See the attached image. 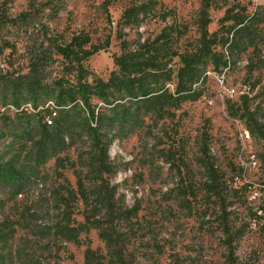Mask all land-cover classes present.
Listing matches in <instances>:
<instances>
[{
	"label": "rangeland",
	"instance_id": "374dc122",
	"mask_svg": "<svg viewBox=\"0 0 264 264\" xmlns=\"http://www.w3.org/2000/svg\"><path fill=\"white\" fill-rule=\"evenodd\" d=\"M139 6L144 15L124 17ZM233 6V14L254 18L236 34L225 67L220 55L205 58L195 85L200 96L180 103L172 118L147 114L114 130L108 150L113 171L102 176L127 207H137L125 229L127 264H264V0H211L207 30L221 31L214 52L224 55L230 51L224 41L241 26L220 21ZM200 10L201 0H0V169L17 182L0 189V264H83L86 247L106 252L95 229L78 231L81 201L68 214L60 199L76 188L78 175L83 184L98 180L82 134L88 113L81 102L71 108L73 145L54 156L38 152L44 120L34 109L39 100L27 95L20 77L31 52L46 46V36L108 41L83 62L85 81L106 80L113 55L120 54L119 36L152 37L167 26L176 50H192ZM52 58L42 73L41 99L68 101L70 91L61 97L59 84L76 80L75 65L58 54ZM174 62L176 69L178 58ZM166 87L174 91L175 80ZM247 109L260 124L254 132ZM56 113H50L52 121ZM243 130L249 139L241 137ZM205 161L222 173L214 192L207 191ZM223 207L230 225L245 229L232 250L220 230ZM69 235L75 241H67Z\"/></svg>",
	"mask_w": 264,
	"mask_h": 264
},
{
	"label": "trees",
	"instance_id": "16d2710c",
	"mask_svg": "<svg viewBox=\"0 0 264 264\" xmlns=\"http://www.w3.org/2000/svg\"><path fill=\"white\" fill-rule=\"evenodd\" d=\"M210 3L211 0H201L198 18L200 37L192 50L183 52L176 50L173 47V30L167 26L152 37L126 40L122 35L119 36L120 54L113 55L114 69L106 80L96 79L91 83L85 81L83 62L99 50L106 49L108 41L104 44H90L86 34H74L67 40H58L56 36H46V46L41 44L30 54L28 71L20 77L26 79L24 89L27 95L39 100L37 104H34V109L36 115L44 120L40 125V138L37 140L38 152L49 157L73 145L75 141L71 135L73 126L70 120L71 108L81 102L88 113L82 134L86 136L93 157L92 164L99 175L98 180L94 184H83L78 175L76 188L69 189L67 196L62 195L60 198L61 203L64 204V211L66 210L68 214L72 213L77 201H81L82 222L78 224V231L87 233L90 229H95L98 237L105 244V253L86 247L83 264H127L125 229L135 217L137 207H127L117 195L116 185L110 184L102 176L113 171L108 160V150L116 137L114 130L118 125L136 124L140 117L147 114L154 115L158 120L172 118L174 110L180 103L197 99L201 92L195 85L200 80L203 68L207 65L205 58L220 55L221 58H225L222 63L225 67L231 56V49L238 43V39H235L236 34L241 30H247L255 15L247 19L248 16H243L242 13L233 14L234 6L225 10L220 21L222 23L233 21L234 25L241 26L234 33V38L224 41L229 43L228 49H230L229 54L224 55L222 52H214L216 36L221 31L209 33L207 30L210 21L208 14ZM141 13L144 15L145 8L139 6L128 9L124 17L134 19ZM256 19L257 22L262 21L263 15H256ZM220 39L225 38L221 35ZM53 54H58L75 65L76 80H66L68 89L62 82L59 84L61 97L64 96L62 93L70 91L68 101L67 98H64L62 102L58 98L55 102L48 98L41 99L42 73L48 62L53 59ZM175 58H178L179 66L173 69ZM173 79L175 87L174 91H170L166 83ZM51 103L59 109L53 108ZM70 103L74 104L67 107ZM247 111L250 130L254 132L260 124L253 113L248 109ZM56 112H58V119L52 121L50 113L56 116ZM203 166L207 191L214 192L222 173L212 161H205ZM16 183L14 173L0 169V189L7 185L14 186ZM222 213L219 225L223 244L232 250L234 243L244 235L245 229L230 225L225 207L222 208ZM74 239L71 235L66 238L70 242L75 241Z\"/></svg>",
	"mask_w": 264,
	"mask_h": 264
},
{
	"label": "built area",
	"instance_id": "2783aa9c",
	"mask_svg": "<svg viewBox=\"0 0 264 264\" xmlns=\"http://www.w3.org/2000/svg\"><path fill=\"white\" fill-rule=\"evenodd\" d=\"M241 137H244L245 139H249V135H247L246 130H243L241 132Z\"/></svg>",
	"mask_w": 264,
	"mask_h": 264
},
{
	"label": "bare ground",
	"instance_id": "6f19581e",
	"mask_svg": "<svg viewBox=\"0 0 264 264\" xmlns=\"http://www.w3.org/2000/svg\"><path fill=\"white\" fill-rule=\"evenodd\" d=\"M247 133V135H249V133L248 132H246ZM249 138H250V135H249Z\"/></svg>",
	"mask_w": 264,
	"mask_h": 264
}]
</instances>
